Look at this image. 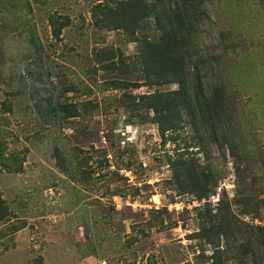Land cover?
<instances>
[{
    "label": "rangeland",
    "instance_id": "1",
    "mask_svg": "<svg viewBox=\"0 0 264 264\" xmlns=\"http://www.w3.org/2000/svg\"><path fill=\"white\" fill-rule=\"evenodd\" d=\"M110 1L0 0V264L208 260L192 210L204 203L169 181L172 163L188 159L216 174L212 204L225 195L242 231L261 225L264 239V0H206L195 42L208 59L230 48L202 69L212 93L236 101L242 161L218 148L199 114L182 110L162 132L142 97L179 83L148 84L141 43L96 24V6ZM39 103L68 111L43 116ZM224 120L221 141L231 132ZM242 242L234 236L225 264H237ZM254 249L261 263L264 247Z\"/></svg>",
    "mask_w": 264,
    "mask_h": 264
},
{
    "label": "trees",
    "instance_id": "2",
    "mask_svg": "<svg viewBox=\"0 0 264 264\" xmlns=\"http://www.w3.org/2000/svg\"><path fill=\"white\" fill-rule=\"evenodd\" d=\"M205 1L113 0L96 6V24L109 29H125L135 41L141 43L142 50L137 56V63L142 66L148 84L179 83L180 88L177 90H156L142 97L145 108L153 110L163 133L176 127L182 110L189 114H199L204 125L209 124L212 128L218 148H228L242 161L243 155L239 152L240 141L235 137L236 127L232 116L236 101L232 95L223 97L220 88L212 93L204 79L208 73L202 69L213 62L220 64L225 55H229L230 48L227 47L208 59L206 55L200 54L195 44L198 38V24L207 14L206 6L201 7H204ZM154 31L159 35L155 36ZM114 58L109 54L108 60H113L109 62V66L113 68L118 66ZM37 108L43 116L68 111V105L63 103H48L46 109L39 103ZM222 118L229 122L231 128L224 141H221L218 133L220 128H217V122L222 121ZM172 166L173 177L169 180L172 186L180 195H193L198 202L204 203L192 209L198 226L194 234H199L201 240L212 246L213 251L208 260L197 264H225L231 258L235 259L230 256L233 250L231 246L234 236L239 234L243 242L236 251L239 258L237 264H264V258L261 263L258 262L257 250L254 249L256 245L264 247L263 235L260 236L263 234L262 226L244 223L246 227L242 231V222H239L234 213L226 212L225 195L220 196L214 204L209 200L219 188L216 174L198 159L174 161ZM8 170L17 169L8 167ZM246 199L253 200L250 191ZM161 210L168 212V207L154 209L156 212ZM186 211L190 212L188 209ZM2 218L3 215L0 214V219Z\"/></svg>",
    "mask_w": 264,
    "mask_h": 264
}]
</instances>
